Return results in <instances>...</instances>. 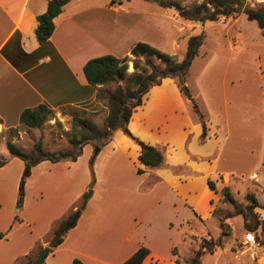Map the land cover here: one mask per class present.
Masks as SVG:
<instances>
[{"label":"crops","instance_id":"0c3cea01","mask_svg":"<svg viewBox=\"0 0 264 264\" xmlns=\"http://www.w3.org/2000/svg\"><path fill=\"white\" fill-rule=\"evenodd\" d=\"M48 1L0 0V138L4 140L8 130L17 129L19 133L27 128L19 122L24 109L41 104L51 110L53 118H60L63 111L70 117L72 113L83 114L102 124L108 113L103 102L115 84H88L84 64L106 54L130 58L137 42L168 53L142 29L152 16L167 26L173 20L178 23L172 12L160 13L150 1L157 9H150L148 15L137 11V0H70L54 18L51 36L40 43L35 36L37 16L45 12ZM244 16L217 22L232 26ZM183 25L178 32L185 30ZM180 38V34L173 37L174 46ZM133 71V63L127 62L126 72ZM208 116L206 138L201 141L202 125L190 101L174 79L164 78L144 95L128 123L133 136L163 151L159 167L141 164L139 144L121 130L115 131L93 158L92 166L93 146L86 144L75 161L45 160L32 167L22 207L15 211L17 196L8 204L0 199V214L6 212L0 226V264H23L26 255H33L41 246L49 247L56 223L76 210L80 212L75 224L42 264H74L75 260L80 264H121L140 247L149 250L141 264H185L189 248L197 246L195 240L220 236L221 245L213 253H205L201 264L207 255L208 264H264V230L259 234L258 246L252 248L243 244V234L230 230L221 235L220 222L213 214V204L219 197L208 186V180L219 191L230 186L234 177L250 179L255 174L258 179L259 175L252 172L244 178L235 176L234 169L224 168L222 155L233 114L211 111ZM261 150L259 165L263 167L264 141ZM2 157L8 162L0 172L10 170L12 164L19 167L18 185L22 160L9 153ZM60 169L65 171L61 176L72 179H32L35 172L50 178ZM91 169L94 185L80 209L90 190ZM255 211L264 221V207L257 206ZM213 218L217 225L215 237L208 226ZM197 227L203 231H197ZM177 258L181 262L177 263Z\"/></svg>","mask_w":264,"mask_h":264},{"label":"rangeland","instance_id":"374dc122","mask_svg":"<svg viewBox=\"0 0 264 264\" xmlns=\"http://www.w3.org/2000/svg\"><path fill=\"white\" fill-rule=\"evenodd\" d=\"M149 1L159 9L155 8ZM171 1L179 5L180 10L174 7L162 8L152 0H137V11L140 13L144 12L145 14L148 12L149 15L150 9H157L160 13L169 11L174 14L178 21V23H175L173 20L174 22L172 21L167 26L152 16L150 22H148V28L143 27L142 33L169 50L168 53L174 55L178 60H181L184 56L187 39L190 35L200 33L204 35L199 54L194 58L188 70L186 85L197 101L200 110L206 115V119L211 111L221 115L233 114V117H230L229 127L226 131L227 146L222 155L224 168H232L236 172L235 176H244V178L251 175L252 172L259 175L258 179L251 178L252 176L250 179L234 177L230 181L228 187L234 199V204L222 198V188L219 191L215 190L219 198L213 204L214 216L218 218L219 222L224 223L223 228L227 232L232 230L233 234H243L244 239L245 233L251 231L246 228V225L253 223L255 218L258 217L255 211L256 207L251 212L248 210L247 207L250 201L247 195H254L259 206L264 207V166L260 167L259 165L264 141V34L256 22L249 21L245 16L240 23L232 26L217 21L200 25V21L185 20L179 15V12L182 9H187L190 13L197 12L196 5L202 0ZM247 4L256 7L264 5V0H247ZM143 19H147V16L143 15ZM183 24H185V30L178 32V27ZM177 34L182 35V38L185 37V39L180 38L178 46H174L172 39ZM150 58L158 66L162 67L164 65L156 55H151ZM132 59L133 57L130 56L128 60L130 64ZM141 60L143 61V58ZM121 83H123V80H121ZM103 104L107 106L106 101ZM61 114L60 118H53L55 115L52 113L51 119L46 121L41 128H21L19 133L10 134L5 132L4 136L6 139L11 138L26 152L31 150L33 143L37 140H41L44 148L48 150L65 148L67 146V135L70 131L71 117L63 111ZM3 141L5 140L1 137L0 157L8 154L5 144L2 143ZM63 172L65 171L60 169V172L56 175L54 173L50 178L42 177L35 172L32 179H72L69 176H61ZM19 174V167L15 164H12L10 170L0 172V199L2 198L5 204H8L12 198L17 196ZM79 179H83L81 175ZM17 209L19 208L16 207L15 211ZM214 219L208 222L213 237L217 232ZM5 220L6 212L0 214V226ZM7 229L3 232H6ZM200 229L201 227H197V231L202 232L203 230ZM206 239L218 240V238ZM256 240L259 244L260 240L257 236ZM199 242L195 240L197 246L193 245L189 248V254L184 258V261L193 256ZM249 246L256 247L254 245ZM41 248L42 246L38 250ZM35 253L31 256H35ZM209 257L206 256L204 264L209 263Z\"/></svg>","mask_w":264,"mask_h":264},{"label":"trees","instance_id":"16d2710c","mask_svg":"<svg viewBox=\"0 0 264 264\" xmlns=\"http://www.w3.org/2000/svg\"><path fill=\"white\" fill-rule=\"evenodd\" d=\"M70 0H49L44 13L37 16V25L35 36L38 42L44 43L48 40L54 31V18L60 14L63 7ZM162 8H171V0H152ZM197 12L190 13L187 9H182L179 15L185 20H197L202 24L206 22H215L220 19H227L230 16L243 14L249 21H254L264 34V5L251 7L247 0H202L196 5ZM204 35L193 34L187 39L186 51L181 60L176 59L174 55L162 52L159 49L145 43L137 42L130 50L133 57L132 63L134 71L127 73V62L129 56L117 58L106 54L89 59L83 66V72L88 84L92 86L115 83L114 88L106 96L108 113L101 125L97 124L89 116L72 113L70 131L67 135V146L57 150H48L44 148L41 140L33 143L30 151H24L11 138L5 140V146L11 157H17L23 162V171L18 184L16 206L22 207L24 200V187L26 179L31 174V169L38 163L48 160L51 162L75 161L81 154L84 145L93 146V156L90 161L92 166L93 158L98 152L108 144L114 132L121 130L124 134L132 138L139 144L141 150L139 161L147 168L159 167L164 160L163 151L150 144L139 140L128 129V123L133 111L142 103L144 95L155 85H159L164 78H172L176 81L181 93L190 101L193 113L202 125V134L200 140L203 141L207 134L206 115L200 110L195 98L192 96L189 87L186 85V76L194 58L199 54L203 43ZM156 55L164 65L158 66L150 56ZM143 58V61L141 60ZM123 80V83H121ZM51 116V110L46 105L41 104L35 108L24 109L19 117V122L27 128H41ZM17 129H10L8 133L13 134ZM8 162V158L0 157V167ZM138 173L142 169H137ZM90 190L94 185V175L91 169ZM208 186L213 191L216 190L212 181L208 180ZM221 195L224 200L234 204V199L230 194L229 187H223ZM85 196V195H84ZM250 204L248 210L259 206L254 195H247ZM76 211H71L66 217L60 219L51 232L49 247L50 250L58 246L64 239L67 231L75 224ZM18 217L16 215L15 220ZM221 224V235L226 230ZM248 230L255 232L259 238L260 232L264 230V221L255 218L253 223L246 225ZM3 233H0V237ZM222 236L218 240L202 238L198 248L194 251L190 259L184 261L185 264H201V258L205 253H213L215 247L221 244ZM264 249V241H261ZM42 251L38 250L35 256L26 255L23 264H33L37 255ZM173 253L177 251L174 248ZM149 250L146 247L138 248L128 259L121 264H141L148 256ZM179 263V258L176 259ZM74 264H80L77 260Z\"/></svg>","mask_w":264,"mask_h":264},{"label":"water","instance_id":"95a60500","mask_svg":"<svg viewBox=\"0 0 264 264\" xmlns=\"http://www.w3.org/2000/svg\"><path fill=\"white\" fill-rule=\"evenodd\" d=\"M171 6L174 7L177 10H180V6L175 4V3H171ZM91 195V190L88 191L87 195L84 196L80 209L84 208V206L86 205L87 199L90 197ZM80 210H78L75 214V217H78ZM50 251V247H45L44 249H42V251L37 255L36 259L34 260L33 264H42L47 256V254Z\"/></svg>","mask_w":264,"mask_h":264},{"label":"built area","instance_id":"2783aa9c","mask_svg":"<svg viewBox=\"0 0 264 264\" xmlns=\"http://www.w3.org/2000/svg\"><path fill=\"white\" fill-rule=\"evenodd\" d=\"M255 177H256V175L253 174L252 178H255ZM244 242L246 244H249V245H254V246L258 245V242L256 240V235H255V233L253 231H248V232L245 233Z\"/></svg>","mask_w":264,"mask_h":264}]
</instances>
